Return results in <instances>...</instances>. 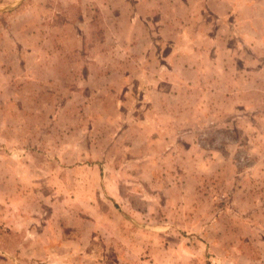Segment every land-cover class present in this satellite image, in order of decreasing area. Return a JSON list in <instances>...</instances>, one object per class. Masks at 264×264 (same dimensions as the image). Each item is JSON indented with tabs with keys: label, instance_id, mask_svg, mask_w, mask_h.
Wrapping results in <instances>:
<instances>
[{
	"label": "rangeland",
	"instance_id": "374dc122",
	"mask_svg": "<svg viewBox=\"0 0 264 264\" xmlns=\"http://www.w3.org/2000/svg\"><path fill=\"white\" fill-rule=\"evenodd\" d=\"M224 1L0 0V264H53L46 222L95 264H264V0Z\"/></svg>",
	"mask_w": 264,
	"mask_h": 264
},
{
	"label": "crops",
	"instance_id": "0c3cea01",
	"mask_svg": "<svg viewBox=\"0 0 264 264\" xmlns=\"http://www.w3.org/2000/svg\"><path fill=\"white\" fill-rule=\"evenodd\" d=\"M191 1H193V0H190V2ZM195 1H196V3H194V4L195 5H199V9H198V13L199 14L202 13L203 15H211V16L222 14V13L224 14V12L219 11L225 6V1L224 0H195ZM190 2H187V3H190ZM176 3L178 4V2H176ZM156 7H159V6H156ZM20 12L21 11H19V13ZM28 12H29L28 16H33V12L31 11V9L28 10ZM223 14H222V16H223ZM30 22H32V21H30ZM30 22H29V19H25L24 20V23H25L24 25L26 26V27L23 26L24 29H22V30H24V34L29 33V32L31 34L32 30H30L31 27H29V25H30L29 23ZM127 23H128V21H127ZM144 23H145V21H144ZM144 23H142V24H144ZM158 24L159 23H157L156 25H158ZM20 26H22V24H20ZM143 27H144V25H143ZM156 94H158V93H156ZM158 110H159V112L161 114V106H159ZM164 113H166V110L164 111ZM162 121L163 120H161V119H160V121L156 120L155 121L156 124L154 123V125L160 127L162 125V123H164ZM163 126H164V124H163ZM15 223L16 222H13V221L9 222V226L10 225H14ZM81 223L82 222H76L75 224H70L71 226H70L69 231H71V234H70L71 236H67V237L64 238V236H62L61 233H58L57 234L58 236L56 235L55 237H53L54 239L58 240L56 242V246L54 247L53 245H51L52 242H50V239H51L50 235L51 234L49 233L48 222H46L47 226H44V230H45L46 236L41 238V239H45L46 240L45 241V245L46 246L36 249V247H34L35 245L34 246L32 245L31 247H34V248L24 250L25 253L27 255H30V254L31 255H37L39 253L42 256L43 255H48L49 262H51L53 264H60V261H59V258H58L59 255H64V256H67V257L72 256V257H69V258L66 259L65 263H67V264H75V262L77 264H80V263L95 264L94 260L91 259V257H90L91 254L88 252V248L87 247H80V246L77 245L78 241L81 240V239H87V237L89 239L92 238L90 234H88V236H84V237L78 238V236L75 233H73L75 231V228L78 227L79 225H81ZM57 228L61 230L62 226H60V224H58ZM10 230L11 231H16V230H14V226L12 228H10ZM59 240L61 242L68 241L69 242L68 244L72 245V249L73 250L70 251V250H68V248H65L66 250L60 248V246L58 245ZM78 257H80V258H78Z\"/></svg>",
	"mask_w": 264,
	"mask_h": 264
}]
</instances>
